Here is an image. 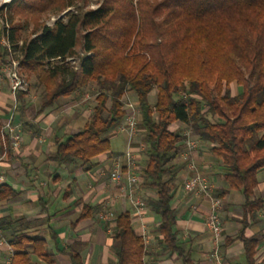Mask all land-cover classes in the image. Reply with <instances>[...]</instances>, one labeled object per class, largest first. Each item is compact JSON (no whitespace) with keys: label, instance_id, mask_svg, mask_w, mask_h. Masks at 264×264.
Segmentation results:
<instances>
[{"label":"trees","instance_id":"obj_1","mask_svg":"<svg viewBox=\"0 0 264 264\" xmlns=\"http://www.w3.org/2000/svg\"><path fill=\"white\" fill-rule=\"evenodd\" d=\"M70 6L75 10L40 28L43 14ZM0 19L8 22L0 25V67L9 56L1 44L7 33L29 82V91L18 93L21 111L32 90L39 94L40 112L78 100L87 88L94 95L80 130L54 138L58 165L95 169L96 157L112 151L111 136L127 114L123 98L131 94L145 144L141 176L149 194L143 198L159 216L165 250L194 264L178 239L172 206L190 160L183 156L188 136L176 124L210 147L226 189L244 195L243 224L257 219L264 208V197L256 195L264 168V0H103L86 10L80 0H12L0 6ZM2 124L0 115V129ZM0 142L1 151L11 154L1 132ZM15 193L0 183V199ZM101 210L100 204H85L79 218ZM10 223L0 219V239ZM113 230L117 263L145 264L146 243L129 210L115 216ZM237 238L255 264L258 239L243 231ZM8 244V264L55 263L43 237L13 230ZM78 248L77 242L67 246L71 264H83Z\"/></svg>","mask_w":264,"mask_h":264},{"label":"crops","instance_id":"obj_2","mask_svg":"<svg viewBox=\"0 0 264 264\" xmlns=\"http://www.w3.org/2000/svg\"><path fill=\"white\" fill-rule=\"evenodd\" d=\"M0 88V115L4 123L12 110L13 98L7 83L1 84ZM88 97L89 94H85L78 100L63 104L60 109L40 112L37 93L32 90L25 109L17 108L14 122L28 123L23 125L21 145L11 148V154L2 157L4 152L0 142V174L16 191L6 199H0V219L9 218L11 221L9 230L1 233L0 264L9 263L11 247L8 239L13 230L19 229L45 238L54 255V264H71L67 246L74 242L79 245L83 264H118L113 220L125 210L131 212L133 226L139 234L144 228L147 230L145 264H184L178 254L165 250L158 228L159 216L147 206L142 219L136 216L120 184L110 179L115 157L126 150V135L114 132L122 146L112 153L96 157L99 164L93 170L77 168L75 163L58 165L52 159L57 134L76 133L85 124L91 111L90 102H86ZM176 126H180L184 133L187 131L182 124ZM142 138L139 130L134 143L137 150ZM143 149L138 151L140 170L143 168ZM190 157L199 172L216 184V193L222 194L223 206L219 211L222 231L216 250L214 234L207 225L212 198L184 189V179L191 174L186 165L182 168L172 201L176 212L175 229L184 251L194 264H249L244 243L237 238L243 231L246 236L258 239L254 263L264 264V208L256 220L249 217L247 225H244V195L239 190L226 189L220 175L222 165L210 147L201 144ZM258 178L256 195L264 197V168L259 171ZM148 192L143 188L142 197ZM85 204H100L102 209L109 207L114 217L109 220L101 219L99 215L79 218ZM33 258L37 259L36 256Z\"/></svg>","mask_w":264,"mask_h":264},{"label":"built area","instance_id":"obj_3","mask_svg":"<svg viewBox=\"0 0 264 264\" xmlns=\"http://www.w3.org/2000/svg\"><path fill=\"white\" fill-rule=\"evenodd\" d=\"M11 1L12 0H0V6ZM0 21L2 22L3 27H8V22L6 20L0 19ZM1 44L7 46L9 56L0 67V85L4 83L9 85L13 98V105L9 117L1 126L0 132L4 146L6 147L7 142H9L11 148L15 149L21 145L24 125L22 122H14V115L19 105L18 93L20 91H29V82L21 71L19 52L9 42L7 33L3 34ZM68 59L75 62V59L73 58ZM123 100L125 102L127 114L116 131L126 135V150L115 157L113 166L110 170V179L113 182L120 184L121 189L133 207L134 214L142 219L145 214L146 203L141 195L144 187L139 165L140 155L138 151L142 150L145 144L142 140L140 142L139 150L134 146L139 134L136 101L132 99L131 94L129 93L125 95ZM184 134H186L188 138L186 140L187 149L183 152V156L188 158L191 152L197 149L201 144L198 140L189 137L190 131L187 130ZM6 155L7 152H4L2 157ZM187 168L191 174H188L184 179V189L187 192L205 194L212 198V209L207 219V225L214 234L215 249L217 250L220 245L219 242L222 231L219 211L223 206V199L215 195L217 189L216 184L199 172L195 161L191 157L187 163ZM2 182H4V177L0 174V183ZM98 215L101 219L106 220L114 217V214L109 207H104ZM142 236L145 243H147L148 233L145 228L143 229Z\"/></svg>","mask_w":264,"mask_h":264},{"label":"rangeland","instance_id":"obj_4","mask_svg":"<svg viewBox=\"0 0 264 264\" xmlns=\"http://www.w3.org/2000/svg\"><path fill=\"white\" fill-rule=\"evenodd\" d=\"M103 0H88L86 3H84L83 0H80V4L82 5V7H84V9H89V8H96L98 7L101 3H102ZM68 10H75V7L74 6H70V7H67L65 8L64 10L58 12V13H52V12H49V13H45L42 15V17L40 18V23H41V26L40 28L43 26V24H47V25H53L54 22L62 15H65L63 14L65 11H68ZM20 21H23L22 19H20ZM0 25H2V22L0 21ZM31 27L33 26L32 24L30 25ZM32 35H35V34H30L29 36H32ZM79 52L82 53V49L81 48H78ZM75 61H78V58H75ZM21 71H22V68H21ZM35 93H37L36 91H34ZM85 94H89V97L88 99L86 100V102H92V100L94 99V95L92 94V91L87 88L85 89L84 93L82 95L85 96ZM155 95H156V90H154L152 92V95L151 97L152 98H155ZM66 100V99H65ZM36 101H37V104L38 106L40 105L41 103V100H40V97H39V94L37 93V98H36ZM183 125V124H182ZM185 129H187L188 131H190V129L188 127H185L183 126ZM189 137H191L192 139H196L197 138L195 136H192L191 134L189 135ZM111 141H112V151H110L109 153H112L113 151H115L116 149L120 148L122 146V144L120 145L119 141H120V138L118 136H115L114 134H112L111 136ZM35 235H43V234H35Z\"/></svg>","mask_w":264,"mask_h":264},{"label":"water","instance_id":"obj_5","mask_svg":"<svg viewBox=\"0 0 264 264\" xmlns=\"http://www.w3.org/2000/svg\"><path fill=\"white\" fill-rule=\"evenodd\" d=\"M67 11H65L63 14H65Z\"/></svg>","mask_w":264,"mask_h":264}]
</instances>
